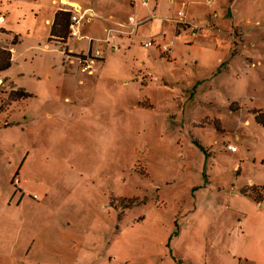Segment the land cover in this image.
Listing matches in <instances>:
<instances>
[{
    "label": "rangeland",
    "instance_id": "1",
    "mask_svg": "<svg viewBox=\"0 0 264 264\" xmlns=\"http://www.w3.org/2000/svg\"><path fill=\"white\" fill-rule=\"evenodd\" d=\"M0 49V264H264V0H0Z\"/></svg>",
    "mask_w": 264,
    "mask_h": 264
},
{
    "label": "trees",
    "instance_id": "2",
    "mask_svg": "<svg viewBox=\"0 0 264 264\" xmlns=\"http://www.w3.org/2000/svg\"><path fill=\"white\" fill-rule=\"evenodd\" d=\"M70 11H58L55 14L52 28H51V37L52 40L56 43L64 44L69 35V26H70ZM80 59L84 58L82 55ZM11 53L10 51L0 49V71H4L10 67ZM245 194V193H244Z\"/></svg>",
    "mask_w": 264,
    "mask_h": 264
},
{
    "label": "built area",
    "instance_id": "3",
    "mask_svg": "<svg viewBox=\"0 0 264 264\" xmlns=\"http://www.w3.org/2000/svg\"><path fill=\"white\" fill-rule=\"evenodd\" d=\"M84 15H85V13H83L79 17H77L76 15L71 14L70 26H69V35H70V37H77L78 36V32L76 30H74V27L81 24V22L84 19ZM177 16L180 19L179 21L176 22L177 27L191 29L192 30V35L195 36L196 32H197V27H195V25L193 23L188 22L186 20V14L184 12L180 11V12L177 13ZM131 23H134L133 28H134V31H135L137 29L138 24L135 23L133 19H131ZM144 45L146 47H152L154 45V43L151 42V41H146V42H144ZM168 50H169V46L168 45H163V46L160 47V51L162 53H167ZM98 55H100V54H98ZM83 57H84L83 58V62H82V64L84 63L83 68H84V70H89L90 67H89V64H88V59L90 58V55H88L86 57L83 56ZM228 149L230 151H234L235 150L234 147H230V146L228 147Z\"/></svg>",
    "mask_w": 264,
    "mask_h": 264
},
{
    "label": "crops",
    "instance_id": "4",
    "mask_svg": "<svg viewBox=\"0 0 264 264\" xmlns=\"http://www.w3.org/2000/svg\"><path fill=\"white\" fill-rule=\"evenodd\" d=\"M76 9L78 10L79 8L76 7ZM62 11H69L68 9H62ZM180 12V11H179ZM11 53V52H10Z\"/></svg>",
    "mask_w": 264,
    "mask_h": 264
}]
</instances>
